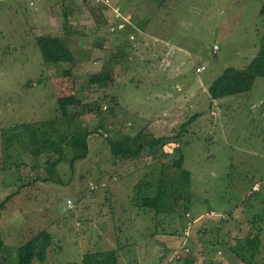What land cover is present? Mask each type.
<instances>
[{
    "label": "rangeland",
    "instance_id": "374dc122",
    "mask_svg": "<svg viewBox=\"0 0 264 264\" xmlns=\"http://www.w3.org/2000/svg\"><path fill=\"white\" fill-rule=\"evenodd\" d=\"M262 1L110 0L120 14L136 17L126 35L132 29L137 41L142 30L154 36L128 49L131 56L123 61L108 62L100 51L65 75L70 63L44 61L35 35L49 34L57 47L65 41L76 55L90 54L98 44L110 46L106 38L117 33L110 27L119 19L113 9L96 0H0V201L12 193L0 210V264H17L16 247L41 228L52 237L47 259L30 264H82L87 251L98 252L102 264H173L177 253L187 254L185 246L194 264H246L226 249L243 246L249 231L261 239L250 262L264 264V219L258 218L264 212V76L248 91L217 98L207 91L224 69L243 67L256 54ZM111 51L120 54L117 45ZM198 64L205 66L200 72ZM108 68L114 74L108 86L86 83L89 73ZM66 94L73 95L72 112L82 103L100 106L82 111L81 124L92 128L102 119L103 125L102 135L88 136L89 149L73 168L58 163L59 183L42 179L48 156L35 158L23 146L22 124L60 122L56 99ZM112 100L121 104L117 118L108 111ZM140 130L181 136L158 158L120 159L109 152L105 135ZM176 143L191 172L190 213L196 218L187 233L181 222L144 211L133 200V186L139 179L152 182ZM180 229L185 233L177 236Z\"/></svg>",
    "mask_w": 264,
    "mask_h": 264
},
{
    "label": "trees",
    "instance_id": "16d2710c",
    "mask_svg": "<svg viewBox=\"0 0 264 264\" xmlns=\"http://www.w3.org/2000/svg\"><path fill=\"white\" fill-rule=\"evenodd\" d=\"M131 15L133 16L132 22L134 24L135 22L137 23L135 15L133 13H131ZM259 15L264 22V0L259 7ZM34 39L44 61L52 63L61 61L70 63L67 68L63 69L65 75H71L70 68L75 62L96 57L94 54L91 56L90 54L92 53L76 55L77 52L74 51L73 46H70L65 41L63 46L57 47L55 46L54 39L49 34H36ZM64 40H66V38ZM117 55L112 54L111 57L115 59ZM257 76H264V28L259 37L258 50L248 63L243 67H230L224 69L210 82L207 86V91L211 98L248 91L252 87ZM113 80V70L108 68L89 73L86 83L95 84L96 87L103 88L108 86ZM72 101V94L57 97L56 109L58 113L57 116L59 117L58 119H60L58 123H54L57 120V117H54L42 120L41 122L38 121L37 124L32 126L25 122L22 124L27 132L26 139L23 140V146L28 149L35 158L42 154L48 156L46 159L47 175L43 178L41 177L44 180L60 183L61 179L56 170L58 163L61 161H68L73 168L74 161L80 157H84L89 149L88 136L94 132L100 131L103 125L101 119V121H98L92 128H89L87 123L81 124L79 118L82 111L87 109L89 111H95L98 108L100 109V106L94 108L92 105H89V103H82L80 111L72 112L70 108ZM115 105L116 101L109 104L108 111L117 118ZM118 121V123H121L122 120L120 117ZM185 124L186 123L182 124V127H184ZM98 134L102 135L100 132H98ZM147 134L143 133L141 130L136 133L125 132L118 135H105V140L108 144L109 152L114 157H119L120 159H137L141 156L158 158V155H163L162 151H164L163 147L165 144L172 141L179 142L181 136L180 131L174 136H152ZM19 138H15L14 136V140H18ZM72 148L80 150V153H72ZM173 148L171 158L160 161L157 175L152 182L139 179L133 186V200L135 204L143 208L144 211H151L156 216L158 214L165 215L171 221L181 222V227H184L188 218L186 212L192 210V193L190 192L191 172L183 165L184 155L180 144L175 145ZM51 155H54V157L51 158ZM144 187L153 189L151 191H145ZM11 195L12 193H8L4 199L0 201V210ZM248 196L250 197V195ZM211 210V208H208V212ZM195 216V214L190 213L191 218ZM258 218L264 219V212L261 214V217ZM181 232V229L179 232L177 230L176 235H180ZM185 235L190 238L187 234ZM51 240L52 237L49 230L46 228L38 230L26 241L16 247L17 264H30L35 259L41 263L45 262ZM260 242L259 233L249 231L248 235L243 239V246L238 249L229 247L228 250L246 264H251L250 257L255 253ZM189 243L191 244L192 241L190 242L189 240ZM2 244L3 242L0 237V246ZM189 250L190 248L186 255L177 253L173 258V264H194L196 258L193 257L194 255L192 256V251ZM114 251L116 252V250H112L113 256L115 255ZM246 253L248 254L247 256ZM99 255L100 254L96 251H87L83 253L82 264H102V261L98 259Z\"/></svg>",
    "mask_w": 264,
    "mask_h": 264
},
{
    "label": "crops",
    "instance_id": "0c3cea01",
    "mask_svg": "<svg viewBox=\"0 0 264 264\" xmlns=\"http://www.w3.org/2000/svg\"><path fill=\"white\" fill-rule=\"evenodd\" d=\"M115 2V1H114ZM127 10H129L128 8H127ZM111 12V11H110ZM125 15H129L130 17H131V15H130V12H128L127 14H125ZM131 21V20H130ZM128 26L130 25V26H133V25H135L133 22H131V24L130 23H128L127 24ZM126 29H129V28H121V29H117L116 31H114V32H117L116 34H113V35H111L110 37H108V38H106L107 39V41L109 42V45L110 46H104L103 44L101 45V44H98L96 47H94L93 48V50H92V53L96 56V57H94V59L96 58H98L100 55V51H105L104 53H105V55H103L105 58H106V60H108V62H109V60H112V62L113 63H116V62H118V61H123L124 59H127V58H129L130 56H131V54H127V53H129V52H131V50H128V49H131V48H133V49H135V48H138V47H142L143 45H145L146 43H145V41H146V37L147 36H151V35H153L152 33H150V32H148L147 30H142L141 31V35L143 36L142 38H140V39H138V41H137V38L136 39H133V38H131L130 37V34H132V35H134V31L132 30V29H130L131 31H129L128 32V35H126ZM122 36V37H120V35ZM135 35L137 36V34L135 33ZM118 36V37H117ZM125 36V37H124ZM154 36V35H153ZM156 36V35H155ZM113 37H114V39H113ZM155 38H157V37H155ZM125 39H130V40H132V42H129L128 43V46L126 45V42H125ZM169 43V42H168ZM113 44L114 45H117V48H118V50H120V54L119 55H117V58H115V59H113L111 56H112V53H110V52H112L111 51V49L113 48ZM125 45V46H124ZM105 58H103V59H105ZM120 59V60H119ZM87 60H89V59H87ZM118 60V61H117ZM150 60V59H149ZM155 62H157L155 65H158L159 64V61H157V60H154ZM147 62V61H146ZM160 68V67H159ZM158 67L156 68V69H159ZM153 69H155V68H153ZM160 70V69H159ZM164 70V69H163ZM160 74H165L164 73V71H162V70H160ZM197 72H200V71H197ZM158 74V73H157ZM210 84V83H209ZM208 84V85H209ZM207 85V86H208ZM119 107H121V104L119 105H116L115 106V108H119ZM113 116V115H112ZM114 117V116H113ZM115 118V117H114ZM255 183V182H254ZM253 183V184H254ZM252 184V185H253ZM258 187H259V185H258ZM256 190H258V189H255V191ZM226 251H228L229 252V250L228 249H226ZM227 254H230V252L229 253H227ZM232 254V253H231Z\"/></svg>",
    "mask_w": 264,
    "mask_h": 264
},
{
    "label": "built area",
    "instance_id": "2783aa9c",
    "mask_svg": "<svg viewBox=\"0 0 264 264\" xmlns=\"http://www.w3.org/2000/svg\"><path fill=\"white\" fill-rule=\"evenodd\" d=\"M96 1L104 2V3H106V5H108V6L111 7V4L109 3L110 0H96ZM30 3H33V2L30 1ZM111 8H112L113 11H114V15H115L116 17H119V19H118V21L116 22V24H115L114 26H112V25L110 26L111 29L114 30V29L125 28V26H126L128 23L131 22V21H130V16H129V15H122V14H120L118 8H116L115 6H114V7H111ZM130 37H133V35L130 34ZM217 48H218V45H217V44H213V51H214L215 49H217ZM204 68H205L204 64H198V65H196L195 70H196V71H202ZM252 189H258V183H257V182H255V183L252 185ZM69 201H70V199H68V203H69ZM207 214H208V215H214V212L211 210V211H209ZM186 216H187L188 218H187V220H186V224H185L184 228H185V231H186V233H187V230H186V229H188V228L192 225V223H193V221H194V219H195L196 217H195V218H191V217H190V212H186ZM184 233H185V232H184ZM183 249H184L185 251H188L189 248H188V246H185Z\"/></svg>",
    "mask_w": 264,
    "mask_h": 264
}]
</instances>
